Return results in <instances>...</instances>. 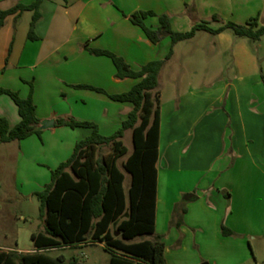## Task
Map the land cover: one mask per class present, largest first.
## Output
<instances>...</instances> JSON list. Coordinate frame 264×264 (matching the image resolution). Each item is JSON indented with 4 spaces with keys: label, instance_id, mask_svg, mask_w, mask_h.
<instances>
[{
    "label": "crops",
    "instance_id": "obj_1",
    "mask_svg": "<svg viewBox=\"0 0 264 264\" xmlns=\"http://www.w3.org/2000/svg\"><path fill=\"white\" fill-rule=\"evenodd\" d=\"M35 2L0 0V11ZM39 11L37 40L29 39L34 11L19 10L5 18L0 29V88L23 98L32 93L39 118L54 124L45 125V143L33 135L0 144V220H6L7 204L35 193H21L20 179L24 187L39 182L36 189L41 191L63 162L54 164L53 150L71 155L91 132L57 127L58 119L93 122L102 135L111 136L131 112L128 103L76 87L89 85L113 95L138 82L117 79L112 60L88 48L109 50L134 69L165 60L170 38L152 43L125 15L166 14L177 32L190 31L214 15L241 24L260 15L264 24V0H43ZM146 22L159 25L156 17ZM221 25L212 22L210 27ZM228 31H200L177 43L159 76L156 226L145 239L160 237L165 242L167 264H264V36L250 39L258 46H249ZM169 69L209 77L203 85L165 99L163 80ZM0 116L10 127L21 120L8 95L0 94ZM56 135L60 140L53 139ZM72 135L75 139L68 141ZM14 164L21 175L5 169ZM223 226L234 234L223 235ZM0 249L31 253L10 245Z\"/></svg>",
    "mask_w": 264,
    "mask_h": 264
},
{
    "label": "trees",
    "instance_id": "obj_2",
    "mask_svg": "<svg viewBox=\"0 0 264 264\" xmlns=\"http://www.w3.org/2000/svg\"><path fill=\"white\" fill-rule=\"evenodd\" d=\"M42 1L36 0L28 6L19 5L0 11V29L8 15L19 10H31L35 13L29 39L37 40L34 30L41 17L39 6ZM125 17L141 28L154 44L170 38L171 47L165 60H154L134 69L124 58L109 50L88 48L91 54L112 60L117 79H134L138 82L129 91L113 95L89 85L76 87L105 94L118 103H128L132 110L121 128L111 136L102 135L98 125L93 122L73 118L58 119L55 122L57 127L84 128L91 132L77 142L67 161L52 170L51 183L37 193L41 203L40 217L46 227L43 232L32 234L36 252L18 253L0 249V264H67L64 256L54 258L43 251L78 247L87 243L104 244L111 255L109 264H167L166 245L160 237L135 241L155 233L161 70L165 61L172 58L174 46L194 38L200 31L217 35L231 30L239 37L259 41L264 36V24L259 23L260 15L249 19L245 24L224 22L214 15L211 20L197 22L190 31L177 32L173 30L171 19L166 14L140 11ZM152 17L158 18L157 27L147 24L146 21ZM212 22L222 25L213 29L210 27ZM0 94L8 95L15 102L21 118L16 126L10 127L8 120L0 116V144L22 141L33 135L40 138L45 122L38 116L32 93L23 98L15 91L0 88ZM128 130L132 131L133 151L122 164L123 169L131 176V184L126 192V177L118 160L129 153L123 142ZM105 147H110V150L104 152ZM127 212L128 217L123 218ZM118 221L117 231L120 237H115L111 226ZM222 232L225 236L234 234L225 226L222 227ZM70 264H78V260L75 258Z\"/></svg>",
    "mask_w": 264,
    "mask_h": 264
},
{
    "label": "rangeland",
    "instance_id": "obj_3",
    "mask_svg": "<svg viewBox=\"0 0 264 264\" xmlns=\"http://www.w3.org/2000/svg\"><path fill=\"white\" fill-rule=\"evenodd\" d=\"M234 23L241 24L237 22H234ZM228 32H229L228 34H231V36H233L234 38L238 40H244L249 46H254V45L258 46L257 43L254 44L253 41H251L250 39L246 37L244 38L237 37L235 33L232 32L231 30ZM260 51H261L260 54L263 55L264 49H260ZM169 70L171 73L168 74V76L166 74L163 80V91L165 94V99H167L168 97H172V96L175 97V96H179L181 94L186 93L189 86L199 87L204 84L205 78L209 77L205 75L202 76L199 74H185L184 70L181 74L173 73L171 69ZM75 137H76L75 135H72V138L68 137L67 139L68 141H72V139H75ZM47 138L48 137H43V132H42L40 141L45 143L46 142L45 140ZM53 139L60 140L59 135H56L55 138ZM47 140L49 141V139ZM181 141L183 142V140ZM123 142L125 146L128 148L129 153H131L133 151L131 131H128L125 134L123 138ZM109 150H110V147L104 148V152H108ZM72 151L74 152V150ZM73 152L71 153V155L73 154ZM53 153L54 154L52 155V157H53L54 164L57 161L65 162L71 157V155L67 153L58 152L57 150L56 151L53 150ZM129 153L126 156L118 160L119 167L126 174V181L124 184L126 191L128 190L130 186L131 177L123 169L122 164L126 161ZM5 169L8 170V172H10L9 173L10 175L16 174V173L18 175H21V173L19 172L15 164L11 165V167L5 166ZM21 181L22 180L20 179L18 182V186H19L18 189L20 190L21 193L22 192L26 193L28 189H31L33 193L34 192L35 193L32 195V197L23 198L22 201H14L11 204L6 205L5 207V209H7L6 210V220H0V223L2 225L4 223V226L2 227L0 226V245H3V246L10 245V246H13L14 249H18L21 252L31 251V253H34L36 251L33 249V241L31 239L32 234L43 232L46 227L44 221L40 217L41 203L37 196V193L43 191L45 188H43L41 191H38L36 188H39V184H40L39 182H37L36 185L32 183L31 185L33 186L24 187ZM51 181H52V177L51 179L48 180V184H50ZM126 216L127 214H125L123 218H125ZM119 221L111 226L112 233L114 234L115 237H120V233L117 231V224L119 223ZM145 238L146 237L141 238V239H145ZM138 240H140V238L136 239V241ZM43 253H46L47 255L52 256L54 258H57L59 256H64L66 258L67 264H70L75 258L78 260V264H109L110 257H111L110 253L105 249L104 244H92V243H87V244H84L78 247H64V248H58V249H50V250L43 251ZM204 264H207V263H204Z\"/></svg>",
    "mask_w": 264,
    "mask_h": 264
},
{
    "label": "water",
    "instance_id": "obj_4",
    "mask_svg": "<svg viewBox=\"0 0 264 264\" xmlns=\"http://www.w3.org/2000/svg\"><path fill=\"white\" fill-rule=\"evenodd\" d=\"M54 124V122H49V123H46L45 125L48 127V126H50V125H53ZM190 197H188L187 199H189Z\"/></svg>",
    "mask_w": 264,
    "mask_h": 264
}]
</instances>
